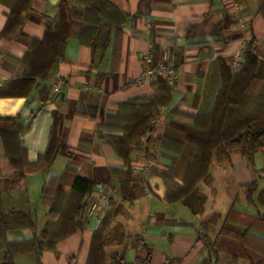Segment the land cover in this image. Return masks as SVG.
Masks as SVG:
<instances>
[{
	"label": "crops",
	"instance_id": "0c3cea01",
	"mask_svg": "<svg viewBox=\"0 0 264 264\" xmlns=\"http://www.w3.org/2000/svg\"><path fill=\"white\" fill-rule=\"evenodd\" d=\"M59 1L31 0L21 13V27L0 35V88L24 74L22 58L31 40L43 37ZM105 1L126 19L121 26L111 28L103 51H93L71 36L64 47V60L38 85L47 87L50 94L43 102L38 88L25 99H0V117L18 115L26 126L20 138L29 162L45 151L54 114L59 140L46 171L22 176H15L0 143L1 205L5 210L27 211L34 222L32 228L8 230L6 241H30L46 223L55 191L69 194L77 174L95 183L85 198L86 224L59 241L53 250L19 253L9 261L0 249V264H85L92 234L105 212L111 210L117 226L114 232L120 235L115 241L116 251L127 264L147 252L149 264H203L209 258V243L215 251L209 264H239L240 258L249 264L262 259L238 237L246 231L264 239V211L260 210L264 208L260 201L264 193V149L254 154L252 163L239 154L229 159L215 156L210 178L198 186L201 208L192 213L180 201L167 200L169 192L182 181L171 157L145 138L131 145L129 170L134 198L123 201L119 173L126 171L127 165L105 142L106 136H121L123 132L102 125L117 115L121 103L154 94L151 82L140 78L145 68L143 58L153 46L160 55L169 52L176 59L177 79L171 86L170 104L159 108L151 122L149 137L158 139L167 120L190 123L172 115V110L207 113L221 83L219 58L232 70L239 67L245 45L254 38L258 65L264 64V0ZM19 2L0 0V34L11 5ZM73 21L91 26L80 14ZM57 83L61 84L58 93L51 94V87ZM260 142L264 146V136ZM219 177L226 184L233 180L246 185V194L219 195ZM251 200L259 206L253 214L249 210ZM207 201L211 208L203 211Z\"/></svg>",
	"mask_w": 264,
	"mask_h": 264
},
{
	"label": "trees",
	"instance_id": "16d2710c",
	"mask_svg": "<svg viewBox=\"0 0 264 264\" xmlns=\"http://www.w3.org/2000/svg\"><path fill=\"white\" fill-rule=\"evenodd\" d=\"M30 1L20 0L19 3L11 5L0 35H6L9 31L14 33L21 27V13L28 9ZM77 14L91 26L76 25L73 18ZM125 19V15L105 0H60L55 16L43 37L32 39L22 58L24 74L0 88V99H25L34 88H38V96L43 102L50 94L47 87L38 85L49 76L54 66L64 60L66 41L73 36L93 51H103L109 42L111 28L121 26ZM149 54L152 57L151 67L154 68L160 55L157 47L153 46ZM258 63L257 43L254 38H251L243 49L238 71L230 69L219 58L221 83L209 111L204 114H189L172 110V115L187 118L190 123L167 120L158 139L149 137L152 132L151 122L159 108L167 107L171 102V86L163 78L157 77L150 83L154 89L152 96L134 98L119 105L117 115L102 126L123 132L121 136L109 135L105 138V142L127 165L126 171L119 173L123 201H131L134 198L130 187L132 177L129 160L131 145L139 144L142 138L149 144L157 143L160 152L171 157L182 185H176L169 192L167 200L180 201L192 213L199 211L203 203L198 194V186L210 178L213 156L229 159L232 155L239 154L245 162H253L254 154L264 149L260 142V138L264 136V95L259 93L253 106L245 110L239 109L235 99L246 92L240 89L243 81L246 85L256 81L254 75ZM174 65L176 69V59ZM57 127L58 118L54 114L45 151L38 155L36 161L29 162L20 138L26 126L19 122L18 115L0 117L2 151L14 169L15 176L40 173L48 169L59 145ZM94 185L90 177L77 174L69 194L55 191L50 200L46 223L27 242L9 243L5 234L8 230L34 227L30 213L5 210L0 199V249L5 251L7 259L11 261L15 255L28 251L53 250L59 241L82 229L87 221L85 211L88 203L85 198L91 194ZM263 195L264 193L260 194V201ZM42 197L46 198L44 195ZM110 213L103 216L102 225L92 234L85 264H100L102 260L100 257L103 256L106 225L110 218L114 217V211ZM261 220L264 221V215ZM238 238L262 257L256 262L250 261L249 264H264V239L256 238L246 231ZM208 248L210 257L203 264H209L211 257L215 256L213 245L209 243ZM109 258L113 264H127L119 253L114 252ZM149 261L150 254L147 252L144 257H137L133 264H149Z\"/></svg>",
	"mask_w": 264,
	"mask_h": 264
},
{
	"label": "rangeland",
	"instance_id": "374dc122",
	"mask_svg": "<svg viewBox=\"0 0 264 264\" xmlns=\"http://www.w3.org/2000/svg\"><path fill=\"white\" fill-rule=\"evenodd\" d=\"M239 67H238V65L235 66L233 71H238ZM254 76L256 78V81H254L253 84L251 82L250 85H246L247 83L243 81V84H242L240 89L241 90L244 89V90H246V92H244V94L238 96V98L235 99L236 102L238 103L240 110H245V109L251 108L253 106V104L255 103L254 100L257 98V95L259 93H263L262 95H264V64L257 66ZM241 90L238 89V91H241ZM246 93H249V95H246ZM258 101H259V99H258ZM216 161H217L216 157L213 156L212 163H216ZM221 178L222 177H219V180H217V182H216L219 195H227V194L230 195V194H232L233 196H237L238 192H240V193L243 192V195L246 194V190H247L246 185L245 186L237 185L238 182L237 181L235 182L233 180H229L228 181L229 184H226L224 181L222 182ZM231 178H232V176L230 175L229 179H231ZM223 183L226 184V186H225L226 189H224V191H222V188H223L222 184ZM253 200H254V198H253ZM253 200H251L252 202L249 203V207H250L249 210H250V212H252V214L255 210H259L258 203L257 202L253 203L254 202ZM261 203L264 205V195H263V199L261 200ZM210 208H211V202L207 201L205 203L203 211H204V209H205V211H208V210H210ZM260 210L264 211V208L260 207ZM111 211L105 212L104 216L109 215V213ZM113 218H110L111 220H109V222L106 225V230H105V235H104L103 256L100 257L102 259L100 264H113L109 257L114 252L117 253V251H116L117 245H116L115 241L118 240L120 235H118L117 233L114 232V230L116 229L117 226L114 225ZM101 222H102V219L100 220L99 227L102 225ZM204 238H205V236H204ZM263 238H264V236H263ZM212 257H214V256H212ZM242 261H243L242 258H240L239 264H244V263H242Z\"/></svg>",
	"mask_w": 264,
	"mask_h": 264
},
{
	"label": "built area",
	"instance_id": "2783aa9c",
	"mask_svg": "<svg viewBox=\"0 0 264 264\" xmlns=\"http://www.w3.org/2000/svg\"><path fill=\"white\" fill-rule=\"evenodd\" d=\"M151 62L152 57L150 54L145 55L143 58L145 68L140 78L152 82L157 77H161L169 86H173L177 79V75L175 72L174 59L171 53L167 52L159 55L154 68L151 67ZM60 85V83L54 84L50 89L51 94L58 93Z\"/></svg>",
	"mask_w": 264,
	"mask_h": 264
}]
</instances>
